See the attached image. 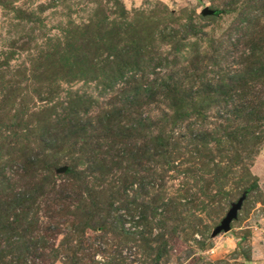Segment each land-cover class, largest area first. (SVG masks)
<instances>
[{
    "label": "trees",
    "instance_id": "16d2710c",
    "mask_svg": "<svg viewBox=\"0 0 264 264\" xmlns=\"http://www.w3.org/2000/svg\"><path fill=\"white\" fill-rule=\"evenodd\" d=\"M115 3L119 22L96 15L78 37L65 36L63 49L47 51L41 57L43 69L57 62L56 73L62 72L64 79L94 81L99 94L108 89L119 99L115 96L110 107L85 117L82 113L89 111L86 104L94 102L96 96L75 91L64 104L61 101L63 115L55 126L68 134L62 137L67 143L47 142L35 151L32 147L26 150L21 172L17 171L26 174V185L5 197L1 193L9 176L6 164L0 165V261L11 258L5 264H42L49 256L45 244L50 225L40 232L37 228V210L44 206L51 210L50 217L56 218L54 227L66 228L60 242L64 264L81 263L90 249L84 246L85 240L95 231L100 240L97 237L94 248L105 256L101 264L124 262L112 246L122 243L126 235L139 239L149 254L153 252L150 262L157 263L169 238L172 242L177 233L180 213L191 206L204 207L191 186L214 203L217 197L231 195L224 190L229 176H238L239 185L250 175L246 164L251 160L249 153L264 137V32H240L248 28L249 13L258 6L245 0L244 10L239 12L240 25L217 39L207 37L208 44L201 51L198 41L189 40L205 34L192 16L177 26H158L154 19V24L141 26L138 23L148 16L152 20L154 15L136 9L134 15L141 19H131L121 2ZM259 11L263 14L264 6ZM174 14L165 10L163 15L175 21ZM242 22L246 23L243 27ZM155 39L168 44L169 50L164 54L158 51L159 43L153 47ZM187 46L192 48L191 54L180 61L178 53ZM180 62L185 63L181 70L177 69ZM165 69L167 72L160 75ZM119 82L121 89L117 90ZM153 103L160 105L161 113L144 114L141 109ZM79 106H85L82 113ZM52 108L46 104L41 110ZM184 122L188 136L183 140L173 137L174 129ZM41 124L34 128L46 131L47 124ZM181 151H193L199 161L179 169L173 162ZM66 156L70 161L65 159L68 165L64 164L67 168L60 179L56 169ZM191 170V184L183 181L175 195L165 198L156 190L146 196L157 179V187L162 186L169 171ZM212 187L217 188L214 193L209 192ZM250 189L240 190L241 194L247 190L245 199ZM126 216L136 217L134 223L141 229H126ZM169 223L174 224L167 237ZM32 255L39 262L33 263L29 259Z\"/></svg>",
    "mask_w": 264,
    "mask_h": 264
},
{
    "label": "rangeland",
    "instance_id": "374dc122",
    "mask_svg": "<svg viewBox=\"0 0 264 264\" xmlns=\"http://www.w3.org/2000/svg\"><path fill=\"white\" fill-rule=\"evenodd\" d=\"M119 1L131 19H141L134 15L136 9L143 10L151 16L154 15L152 20L148 16V20L138 23L142 24L141 26L143 23L154 24L153 19L158 26L169 24L177 26L192 16L196 27L205 34H199L201 35L199 39L190 38L189 40L198 41L201 51H204L208 44L207 37L212 36L217 39L231 27L240 25L239 12L244 10L242 8L245 2V0ZM249 3L255 4L258 8L249 13L251 23L247 24L248 28L241 30L240 33L256 32L260 29L264 32V13L259 11L264 6V0H249ZM205 6L214 9V14L202 16L200 12ZM165 10L175 13V21L169 19V16L163 15ZM118 11L115 0H0V165L6 164V174L9 176L8 185L1 196L5 197L10 192L26 185V174L19 175L21 161L26 150L29 152L32 147L35 151L38 147L45 146L47 142L52 145L66 142H63L62 137L68 134L64 130L62 131L60 126H55L56 120L63 115L59 105L61 101L64 104L68 97H73L75 91L80 94L96 96L97 99H94V102L86 104L87 106L89 104L88 113H82L85 106L83 108L79 106L83 117H85L88 114L94 116L101 108L110 107L117 97L119 99V95L115 91L108 89L104 94H99V89L96 88L94 81L85 83L80 79H64L65 75L62 72L56 73L58 71L55 67L57 62L44 66L46 69L40 65L44 61L41 57L47 51L55 50L57 52L63 49L65 36L78 37L89 19L99 15V17H105L108 22H119ZM245 24L242 22L241 27ZM232 37L235 38V36ZM155 41L153 47L159 43L158 51L160 50L162 54L169 50L168 44L160 43L158 39ZM191 49L187 46L185 50L180 51L178 53L181 55L179 60L188 57L191 54ZM231 51L233 52L232 49ZM182 62L177 66V69L181 70L185 65V63L181 65ZM167 70L160 71V75ZM120 86L121 82L117 83L115 88L120 90ZM48 96H50V100L47 102ZM46 104L53 108L41 110ZM160 109V105L156 107L153 103L146 105L141 110L144 114L156 116L161 113ZM14 117L16 119L12 126L11 122ZM45 123L47 124V134L45 130L41 131V128L38 130L34 128L37 127V124L43 126ZM210 125L211 128L213 125ZM186 127V122L178 125L172 132L173 137L181 140L187 137ZM194 127L197 126L194 125ZM181 135L184 137L182 138ZM26 147L28 148L26 149ZM252 150L249 153L251 160L246 163L249 165L250 175L244 177L239 185H237L238 176H229L226 180L224 190H229L231 195L217 197L212 204L209 197H204L197 187L191 186L192 191L197 193V198L202 200L204 207L191 206L180 213L177 233L173 235L172 242L169 238L167 250L160 257L159 262H150L153 252L149 254L148 250L141 246L142 243L139 239H133L131 235H126L120 240L122 243L112 246L114 253H120L119 257L124 258L122 264H264V137L257 146L252 147ZM191 152L181 151L180 154H177L178 157L173 164L179 169L192 167L199 159L195 153L193 155ZM216 153L213 150L215 160L218 159ZM69 158L66 156L60 159L58 165H68V162L65 163V159L70 161ZM234 168L239 169V167ZM192 170L189 172L179 171V173L169 171L164 176L162 186L157 187L156 183H160L157 179L156 183L151 185L153 188L148 187L149 192L146 196H150L156 190L162 192V196L165 198L175 195L184 183L183 181L191 184ZM57 174L60 175L58 178H63V173ZM202 174V171H199V175ZM204 176L208 177L205 174ZM146 180L148 181L150 178H146ZM237 186H241L240 190L251 186L248 197L243 201L236 219L231 222L230 230L212 236L213 228L219 224L231 203L241 194V191L236 188ZM216 189L212 187L209 192L214 193ZM245 191L247 192V190ZM49 211L51 210L48 206L37 210L38 232L47 225H50L51 230L46 233L47 244H45V252L49 256L42 264H64L65 253L61 251L60 242L66 228L63 226L54 227L56 218L50 217L51 212ZM172 215L175 217V213ZM125 219L126 229L130 231L141 229V225L134 223L136 217L126 216ZM173 224L169 223V226L166 227L167 237L172 234ZM153 232L156 231L153 230ZM99 234L97 231L92 232L89 239L85 240L84 246H88L90 249L85 255L83 254L80 264H101L103 262L105 256L101 257L94 248L97 240H100ZM54 249H58L59 253L54 252ZM112 249L109 250L110 254H114ZM92 254H94L95 263L92 260ZM54 255L57 256L56 259L51 261ZM10 259L7 257L2 260L3 262L0 261V264H5ZM29 259H32L33 263L39 262L38 257L33 255Z\"/></svg>",
    "mask_w": 264,
    "mask_h": 264
},
{
    "label": "water",
    "instance_id": "95a60500",
    "mask_svg": "<svg viewBox=\"0 0 264 264\" xmlns=\"http://www.w3.org/2000/svg\"><path fill=\"white\" fill-rule=\"evenodd\" d=\"M214 12H215L214 9H210L207 6H205L201 9L200 13L203 16H207L214 14ZM66 168H67L66 165H61L56 169V172L63 173L66 170ZM245 196H246V192H243L235 202L231 203L224 217L220 220L219 224H217L211 231L212 236H216L221 232L225 233L230 230V224L234 219H236L238 211L240 210L242 203L245 199Z\"/></svg>",
    "mask_w": 264,
    "mask_h": 264
}]
</instances>
